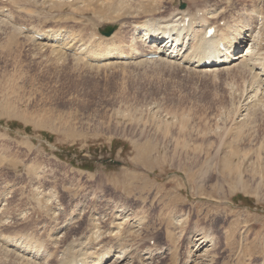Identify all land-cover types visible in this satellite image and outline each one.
Instances as JSON below:
<instances>
[{
    "label": "rangeland",
    "instance_id": "rangeland-1",
    "mask_svg": "<svg viewBox=\"0 0 264 264\" xmlns=\"http://www.w3.org/2000/svg\"><path fill=\"white\" fill-rule=\"evenodd\" d=\"M227 3L0 0L4 236L31 230L45 237L74 212L90 215L96 229L124 221L118 245L132 244L141 253L148 242L161 248L146 263L135 253L131 264H264V83L255 73L236 67L212 74L164 54L93 63L70 51H85L82 42L91 39L112 43L98 39V27L116 23L121 28L113 40L147 52L150 45L131 44L133 24ZM43 28L79 38L63 50L34 36ZM51 189L58 194L53 200L46 198ZM117 198L144 213L150 226L132 232L129 219L112 220ZM61 232L46 242L49 251L61 246ZM207 235L209 242L196 249ZM0 264L37 263L22 261L1 243Z\"/></svg>",
    "mask_w": 264,
    "mask_h": 264
},
{
    "label": "bare ground",
    "instance_id": "bare-ground-1",
    "mask_svg": "<svg viewBox=\"0 0 264 264\" xmlns=\"http://www.w3.org/2000/svg\"><path fill=\"white\" fill-rule=\"evenodd\" d=\"M238 1L239 0H235V1L229 0V4L227 3V5L214 4L206 9H204L206 6L204 8L196 7L195 12L190 10L189 7L183 9H177L173 13L171 12L172 14L170 16H165L158 20L151 19L149 21L137 22L133 24L134 33L131 38V44L132 43L134 44L136 43V41H138L140 43L150 45L149 46L150 52L152 51L156 54L158 53L164 54L167 57L177 56L172 58L179 60V62L182 64L189 63V65L192 64L197 70L212 72V74L214 73L216 74L219 71H223L226 69L228 70L236 67H245V68L248 67L250 71H253L255 73L253 74L257 76L258 79L257 78L256 79L264 83V7H263L264 0H251V1L248 0V2L249 1L251 2L250 6L247 5L246 3H243L244 1L242 2V4L238 3ZM237 4H240V7H235V5L237 6ZM155 20L157 21L155 22ZM211 27H215L216 32L212 37H206L208 29ZM118 29H116V31L112 36L107 37L109 40L112 39L111 40L113 41L112 43L102 44L101 40L100 43L98 40V42L96 41L97 42L96 44L93 41H91L92 40L91 39L90 40L91 42L89 40L88 42H82L84 45H86L85 51L80 50L77 52L76 50L78 49L76 48H73L70 51L76 54H86L89 56L88 58L89 60L99 61V62L101 61L112 62L115 60L132 61L140 56L145 55L149 51V50H147V52H145V50L141 51L139 49H134V47L128 48L126 43L122 44V42H119L117 38L116 39L118 40L117 42H119V44L114 43L116 39L115 40L113 39L116 37L118 33ZM41 31L42 30L40 31L37 30L35 33H40ZM54 31L49 29L47 31L44 30L42 34H39V36H43L48 42L49 41H51V43L57 42V44L55 45L63 50L70 49L69 42H72L70 41V39L73 38L75 40V38H79V36L75 37L77 36L75 33H74L75 36H73L72 32L69 33V35L62 33L63 35H65V38H60L62 37V34L59 37L60 34L59 31L56 30ZM168 35H172L175 45L169 46L168 44H165V40ZM149 38L150 40L148 41ZM119 39H121L120 36ZM54 40H56V42H53ZM92 42L96 45H99L96 48L94 46V50H93ZM221 45L223 47H221ZM155 47H157V49H155ZM207 59H211L212 64L210 66H206V65L200 66ZM43 177H45V173L43 174ZM135 181L137 182L138 180ZM29 186L31 187V185ZM52 193L53 191L51 189V191L46 194V198L47 199L52 198L53 200V197L58 196V194L54 195V193H58L56 190L54 191L53 195ZM101 197L103 198V196ZM2 199H3L1 201L2 203L0 204V224L5 222L3 221V219H1V217H3L1 216L2 215L1 213H3V210L6 208L8 203V199L6 197ZM55 207H56V213L58 212L64 213L63 211H61L62 208L60 210L58 206ZM23 211H21V215L25 217L24 214L25 212ZM112 213H113V216H111L112 220L114 218H115L114 220L116 219L123 220L124 217H125L124 219L126 218L129 219L128 220L129 224L127 223L128 227L126 226V228H128L129 230L135 229L134 227L136 226L143 230H146L148 226H150L149 225L150 223L148 224L147 218L144 213L138 214V210L130 207L128 203L127 204L121 203L119 199L117 200V204ZM73 214L74 212L67 213L66 218L62 217L64 221L59 227L61 230H58V227L54 228L55 226L53 228L51 227L52 228L51 231L45 237L42 236L43 234L39 235L32 233L30 232L31 230L20 231L16 233L17 234L16 236H11V235L4 236L6 234L0 231V244L2 243L10 251H13L15 254H17L20 257V259L22 258V261L25 260L28 262H35L37 264L38 263L39 264H131L133 263V259H135L133 257L136 254H141L140 256L142 257L141 260H144L146 263V261L148 260L149 261L153 260V256L155 252L156 251L159 252V250L161 249L156 244L153 245L149 244L150 242H148V240L147 242L149 245L148 248L149 250H147V247L146 250H143V251H147L146 254H143V251L142 253L139 252L137 247L132 244L128 248L126 246H122L121 244L118 245L119 240H122L121 238L125 233V230L121 229L122 227H124L123 226L125 224L124 221L122 222L121 225L119 224L116 227L114 226L102 227L100 225V227L96 229V226L90 223V221L93 220V218L90 217V215H88L89 218L88 217L79 218V215L73 216ZM9 216L8 217L6 216L7 219L9 218ZM19 216L20 213H18V218ZM95 217L97 218V216ZM78 218L79 220H77ZM85 219H87L85 222L86 225L85 227H82V229H80L81 227L80 224H82V222ZM4 220H6V218H4ZM32 227L30 226V228ZM37 230L39 231V229ZM57 231H62L61 233H64L63 242L61 246H57L58 248H55L53 250L51 249L49 251L48 249L49 246H47L46 242L49 241L48 244L50 243L49 245H51V243L55 240L54 238ZM69 232L71 234H69ZM108 233H111L112 235H108ZM116 233L119 236L118 238ZM106 234H107V238L105 237ZM69 236L70 238H68ZM95 236H97V238L93 239V237ZM103 237H105L106 239H103ZM209 238L210 237L208 235L207 237L203 236L200 239L198 246L195 243L196 249L208 243ZM115 240L116 242H114ZM195 240L198 241L199 238L196 237ZM54 254H58L59 259L57 258L58 256H56L57 258L56 261H52L53 260L52 259L51 262H48L49 259H51V257ZM170 257L174 260L176 256L175 257L170 256Z\"/></svg>",
    "mask_w": 264,
    "mask_h": 264
},
{
    "label": "water",
    "instance_id": "water-1",
    "mask_svg": "<svg viewBox=\"0 0 264 264\" xmlns=\"http://www.w3.org/2000/svg\"><path fill=\"white\" fill-rule=\"evenodd\" d=\"M116 28H117V25H107L103 28H99V32L106 36H110Z\"/></svg>",
    "mask_w": 264,
    "mask_h": 264
}]
</instances>
